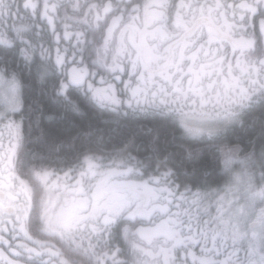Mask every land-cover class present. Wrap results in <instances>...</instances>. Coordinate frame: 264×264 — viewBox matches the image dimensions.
Listing matches in <instances>:
<instances>
[{
  "label": "snow or ice",
  "instance_id": "obj_1",
  "mask_svg": "<svg viewBox=\"0 0 264 264\" xmlns=\"http://www.w3.org/2000/svg\"><path fill=\"white\" fill-rule=\"evenodd\" d=\"M0 264H264V0H0Z\"/></svg>",
  "mask_w": 264,
  "mask_h": 264
}]
</instances>
